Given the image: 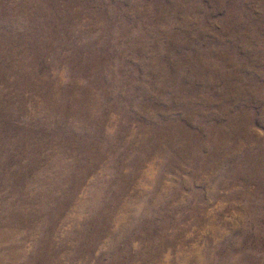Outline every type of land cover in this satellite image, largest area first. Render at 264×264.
Segmentation results:
<instances>
[{"label":"rangeland","instance_id":"obj_1","mask_svg":"<svg viewBox=\"0 0 264 264\" xmlns=\"http://www.w3.org/2000/svg\"><path fill=\"white\" fill-rule=\"evenodd\" d=\"M0 264H264V0H0Z\"/></svg>","mask_w":264,"mask_h":264}]
</instances>
